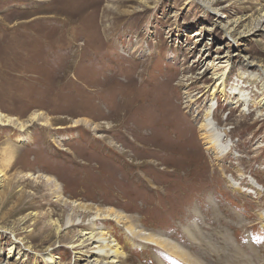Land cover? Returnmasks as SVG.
Returning a JSON list of instances; mask_svg holds the SVG:
<instances>
[{"label":"rangeland","instance_id":"obj_1","mask_svg":"<svg viewBox=\"0 0 264 264\" xmlns=\"http://www.w3.org/2000/svg\"><path fill=\"white\" fill-rule=\"evenodd\" d=\"M263 80L264 0H0V264H264Z\"/></svg>","mask_w":264,"mask_h":264},{"label":"bare ground","instance_id":"obj_2","mask_svg":"<svg viewBox=\"0 0 264 264\" xmlns=\"http://www.w3.org/2000/svg\"><path fill=\"white\" fill-rule=\"evenodd\" d=\"M224 75V74H223ZM257 81V79L255 78L252 82H256ZM261 86H262V88H261ZM260 91H261V96H262V99L259 101V102H257V104H253L252 103V105L251 104H249V105H251V107H253V108H261L262 106H264V80H263V83H261V85H260ZM210 97L211 98H214V97H220V99L222 100V102H226L227 101V95H226V93H225V90H224V84H223V78H222V76H220L219 77V81H217L215 84H214V86H213V88H212V90H211V92H210ZM226 95V96H225ZM237 101H239V100H237ZM240 102H239V105L238 106H240ZM237 105H235V107H236ZM209 115V113H207L206 114V116H208ZM247 115H252V112H248V114ZM257 117V116H256ZM257 120H260V119H258L257 118ZM262 121V120H261ZM252 125H254V123H252ZM199 128H200V136H201V138L203 139V140H205L206 142H209V144H212L211 142L212 141H210V138H209V136L206 134V132H207V126H206V124L205 123H202V125H200L199 126ZM250 128H252V126L250 127ZM233 131H234V129H233ZM233 133H235V132H233ZM231 133H229V135H230ZM225 135H227V133L225 134ZM252 139H253V137H251L250 139H248L247 140V142L248 143H250L251 141H252ZM254 140H255V137H254ZM263 140V139H262ZM261 141V140H260ZM250 145V144H249ZM260 152H261V150H260ZM262 154V152L261 153H259V155L256 153V155H253L252 157H251V159L247 162L248 164L250 163H254V162H257V160H258V158H259V156ZM253 173H255V175H256V173H259L258 171H254ZM256 193L257 194H260V192L259 191H256ZM263 230H264V226H263ZM86 234H88L87 236L88 237H86L85 239H83V242H81L80 244H79V246L81 247V245H82V243L84 244V242H86V241H91V240H95V242H98L99 244L98 245H100L101 246V249L100 250H102V249H104V251H103V254H104V256L105 257H113V258H115L116 257V254H117V250L115 249V248H112V246H110V245H108L107 243H105L106 242V239L105 238H99V237H97V238H95V233H94V230H93V232L91 231V232H88V233H86ZM95 234V235H94ZM203 237V236H202ZM227 243H228V240L226 241ZM226 242H224V244L226 243ZM102 243H105L104 245H102ZM203 243V242H202ZM207 244V243H206ZM205 245V244H204ZM230 246H232L231 244H230ZM83 247V246H82ZM85 247H86V245H85ZM99 247V246H98ZM84 248V247H83ZM100 248V247H99ZM217 250V249H216ZM249 250V249H248ZM231 252H234V253H240L239 251H236V250H234L233 251V249H232V247H230L229 248V254L228 253H226L227 255H229V256H231V255H234V254H231ZM247 252V251H246ZM244 253V252H243ZM97 255H100L101 254V252H97L96 253ZM224 255V256H226V258L227 259H229L228 258V256L227 255ZM240 254H242V253H240ZM237 255V254H236ZM232 257V256H231ZM237 257V256H236ZM243 257V256H242ZM245 257V256H244ZM117 258V257H116ZM223 258V257H222ZM225 258V257H224ZM240 259V258H239ZM231 260V259H230ZM234 260V259H233ZM236 260V259H235ZM244 260V259H243ZM238 261V260H237ZM229 262V261H228ZM112 263H116V262H114V261H112ZM247 263V262H246Z\"/></svg>","mask_w":264,"mask_h":264}]
</instances>
